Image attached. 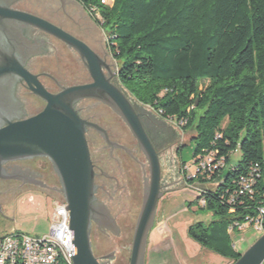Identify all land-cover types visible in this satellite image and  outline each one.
<instances>
[{
    "label": "trees",
    "instance_id": "obj_1",
    "mask_svg": "<svg viewBox=\"0 0 264 264\" xmlns=\"http://www.w3.org/2000/svg\"><path fill=\"white\" fill-rule=\"evenodd\" d=\"M76 1L108 32L121 87L163 119L194 130L195 159L209 152L226 159L199 180L206 193L198 202L221 222L199 223L189 236L234 264L241 253L230 229L239 233L236 224L264 206V0ZM237 151L242 158L230 166ZM254 169L255 194L230 205L237 181Z\"/></svg>",
    "mask_w": 264,
    "mask_h": 264
},
{
    "label": "water",
    "instance_id": "obj_2",
    "mask_svg": "<svg viewBox=\"0 0 264 264\" xmlns=\"http://www.w3.org/2000/svg\"><path fill=\"white\" fill-rule=\"evenodd\" d=\"M24 23L41 29L65 42L82 58L92 82L64 88L51 94L31 74L16 56L0 63V80L16 75L25 80L30 89L45 102L38 115L13 122L0 118V171L9 162L48 159L59 178L61 190L74 233V264H104L96 257L92 243V214L96 204L95 170L87 141L89 128L95 129L109 145H114L106 130L83 120L76 103L95 99L110 107L130 129L145 153L150 165L149 185L137 222L130 264H146L150 232L154 228L157 207L162 197V169L159 155L142 122L143 115L136 109L129 94L118 82L117 72L86 43L39 17L11 9L0 0V30L18 32L11 23ZM107 72V73H106ZM115 79V82H112ZM114 257H105L110 259ZM234 264H264V234L249 247Z\"/></svg>",
    "mask_w": 264,
    "mask_h": 264
},
{
    "label": "flooded vegetation",
    "instance_id": "obj_3",
    "mask_svg": "<svg viewBox=\"0 0 264 264\" xmlns=\"http://www.w3.org/2000/svg\"><path fill=\"white\" fill-rule=\"evenodd\" d=\"M3 2L15 11L44 19L82 41L76 36L73 26L78 22L82 28L79 19L86 11L76 0H3ZM10 27H16L18 32L8 28L5 31L0 30V63L9 62L13 55L16 56L26 70L37 76L40 84L51 94H58L67 87L81 85H68L56 73L57 69L58 72H63V65H66L64 60L69 56L74 58L78 66L86 68L74 49L57 37L31 25L18 22L11 23ZM94 52L108 63L106 58L97 51ZM108 64L113 70L112 65ZM91 82L90 76V81L86 84ZM112 82L116 83L115 79ZM138 106L136 109L143 115V126L159 155L161 169L164 160L170 164L178 162L182 166V144L175 128L166 125L165 119L154 110L153 112ZM45 107L46 102L30 89L25 80L16 75L0 80V118H9L13 122L26 120L41 113ZM101 107L105 111L104 115L100 113ZM76 109L83 120L106 130L109 140L115 144V146L107 144L99 132L92 128L88 129L86 137L97 186L96 204L92 214V243L95 255L102 263L114 264L120 251L113 249L103 256H98L95 242L124 238L121 224L129 216L125 202L130 197L128 183L122 177L125 161L142 167L144 161L148 162V159L130 129L110 107L95 99H85L76 103ZM115 122L124 129L123 134L119 132L115 135L106 126V123L111 125ZM32 161L34 160L9 162L3 166L0 171V198L11 200L32 193L47 198L64 199L59 187L51 185L48 178L35 171ZM161 185L162 190L167 186H164L163 171ZM111 254H114V257L105 259Z\"/></svg>",
    "mask_w": 264,
    "mask_h": 264
},
{
    "label": "rangeland",
    "instance_id": "obj_4",
    "mask_svg": "<svg viewBox=\"0 0 264 264\" xmlns=\"http://www.w3.org/2000/svg\"><path fill=\"white\" fill-rule=\"evenodd\" d=\"M77 25L73 26L76 36L84 41L90 48L97 51L112 65L113 71L117 72V63L111 56L107 44L109 35L102 26L93 21L87 12L80 17ZM63 72L56 71L68 85L86 84L90 81L87 69L77 65L73 57L65 58ZM56 69V68H55ZM130 99L135 100L129 95ZM142 107L153 111L150 107ZM100 113L105 114L104 109ZM154 112V111H153ZM158 114V113H156ZM159 115V114H158ZM166 125L175 128L182 144V165L195 171L196 144L193 141L194 130L184 131L176 121L164 120ZM226 125V124H225ZM108 129L115 135L123 134V128L115 122L111 125L106 123ZM125 133V132H124ZM242 158L241 152H234L231 156L230 166H237ZM35 171L48 178L51 185L59 187V178L48 159H33ZM164 186L162 197L159 200L155 225L150 232L146 264H230L228 259L203 248L189 236V229L199 223L204 225L220 224L221 219L207 209H203L198 202L199 193L186 184V178L182 173V166L177 163H169L164 160L162 164ZM122 177L129 187V199L125 202L129 216L121 226L124 238L116 241L99 243L96 241V254L103 256L113 249L119 250L114 264H130L131 250L134 234L142 210L144 195L148 180L150 179L149 163L138 166L130 161H125ZM227 170L224 173L226 176ZM53 175V176H52ZM62 197L47 198L39 194H27L15 197L11 200L0 198V239L12 234H22L29 237H43L50 234L51 217L54 211V203L62 201ZM252 230V229H251ZM261 233L251 231L249 233H233L232 242L240 253H245L260 237Z\"/></svg>",
    "mask_w": 264,
    "mask_h": 264
},
{
    "label": "built area",
    "instance_id": "obj_5",
    "mask_svg": "<svg viewBox=\"0 0 264 264\" xmlns=\"http://www.w3.org/2000/svg\"><path fill=\"white\" fill-rule=\"evenodd\" d=\"M104 4H111L112 0H103ZM172 121L173 120H168ZM195 171L182 165V173L186 184L195 189L202 197L206 192L200 183V177L210 179L212 175L226 166L224 157L217 158V153L209 152L195 159ZM259 177L257 169L249 176H241L237 181V188L229 194L228 203L236 204L241 198H252L255 185ZM200 204L205 206L204 199ZM51 217V231L43 237H29L12 233L0 239V264H74L73 236L70 228L69 212L65 201L54 203ZM239 233L252 229L264 234V206L259 209V215L249 219L246 223L236 224ZM235 233L234 228L230 229ZM236 249V247L234 246Z\"/></svg>",
    "mask_w": 264,
    "mask_h": 264
},
{
    "label": "crops",
    "instance_id": "obj_6",
    "mask_svg": "<svg viewBox=\"0 0 264 264\" xmlns=\"http://www.w3.org/2000/svg\"><path fill=\"white\" fill-rule=\"evenodd\" d=\"M251 231H253V230H251V229H248V230H246V231H245V234H246V233H249V232H251ZM241 233H243V232H241ZM228 261H229V260H228ZM229 263H230V264H232V262H231V261H229Z\"/></svg>",
    "mask_w": 264,
    "mask_h": 264
}]
</instances>
